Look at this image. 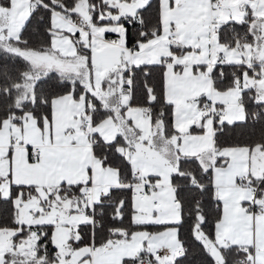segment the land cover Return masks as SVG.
I'll list each match as a JSON object with an SVG mask.
<instances>
[{"label":"snow or ice","instance_id":"obj_1","mask_svg":"<svg viewBox=\"0 0 264 264\" xmlns=\"http://www.w3.org/2000/svg\"><path fill=\"white\" fill-rule=\"evenodd\" d=\"M0 264H264V0H0Z\"/></svg>","mask_w":264,"mask_h":264}]
</instances>
